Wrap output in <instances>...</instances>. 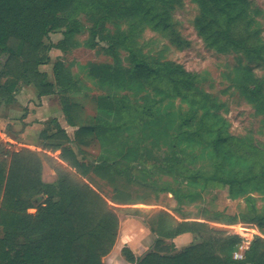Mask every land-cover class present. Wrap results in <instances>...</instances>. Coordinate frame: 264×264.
<instances>
[{"label":"trees","instance_id":"trees-1","mask_svg":"<svg viewBox=\"0 0 264 264\" xmlns=\"http://www.w3.org/2000/svg\"><path fill=\"white\" fill-rule=\"evenodd\" d=\"M192 1L199 8L195 28L205 44L218 53L234 52L246 60L245 77L238 88L264 118L262 84L254 79L251 66L264 61L259 9L249 0ZM169 2L0 0V55L7 54L0 69V79L7 78L0 82V95L10 92L18 78L32 82L38 96L54 94V84L38 70V65L47 59L44 53L48 46L43 40L49 33L62 30L64 37L56 47L64 50L82 28L90 33L86 42L90 46L99 43L115 61V66L91 64L89 76L114 89L135 87L137 91L134 101L115 94L100 99L108 113L99 116L94 124L79 126L73 136L58 124L51 134L47 129L42 132V148L60 150L59 159L41 153L56 175L54 182L42 181V163L35 151L22 148L10 153L9 163L6 158L0 161V264H107L102 258L119 234V217L115 207L85 178L89 173L108 182L117 176L127 177L130 166L122 162L130 160L179 175L184 155H189L195 145L202 146L199 156L209 158L212 169L186 172L188 182L227 185L232 198L241 195L245 202L241 213L213 212L204 219L225 225L249 223L262 236L254 235L244 258L238 260L232 253L241 240L239 236L213 229L204 221H179L169 212L159 211L150 225L156 235L153 250L138 256L125 245L126 260L132 264H264V211L257 209L250 195L254 191L264 197L261 151L227 134L226 121L218 114L221 104L197 86L196 73L137 52L132 37L122 28L123 23L130 31L142 23L155 30L166 28ZM82 17L91 25H84ZM107 23L114 25L113 32ZM119 49L128 52L129 67L120 64ZM53 73L58 88H75L72 72L61 61L54 64ZM62 102L67 121L74 125L69 99ZM133 130L140 139L149 140L145 153L130 150L114 157L100 155L98 160L87 162L79 159L70 145L93 135L101 143L110 140V146H115L121 135L128 132L129 136ZM163 146H168L169 152L155 163L152 152ZM146 156H151L152 162L145 161ZM110 201L129 204V198H123L116 188ZM185 232L192 233L199 242L168 253V247L175 248L171 239ZM163 240H170L168 247Z\"/></svg>","mask_w":264,"mask_h":264},{"label":"rangeland","instance_id":"rangeland-1","mask_svg":"<svg viewBox=\"0 0 264 264\" xmlns=\"http://www.w3.org/2000/svg\"><path fill=\"white\" fill-rule=\"evenodd\" d=\"M249 1L260 11L257 20L260 35L264 40V0ZM198 15L199 8L192 0H170L166 28L155 30L143 23L132 31L129 30L127 23H123L122 28L132 37L134 49L137 52L156 61H170L182 66L188 72L196 73L198 75L197 86L203 92L209 93L216 103L221 104L218 114L221 119L226 121L227 134L232 135L238 143L239 140H245L256 146L261 151L259 159L264 163V118L255 112L238 88V84L245 77L246 60L238 53L222 54L209 48L195 28ZM81 22L86 26L91 25L85 17L81 18ZM106 26L112 32L115 30L112 23H107ZM89 36L88 29L78 30L73 35V42L67 43L65 45L67 49L62 50L56 47L64 37L62 30L49 33L48 37L43 40L44 45L48 46L44 53L47 59L38 65V70L44 72L48 81H51L56 88L54 94L64 126L69 122L66 113L62 110L64 104L62 100L69 99L70 116L74 121V125H71L72 129L68 128L70 136H73L79 126L94 124L98 121L99 116L103 117L108 113V109L101 106L104 104L100 102V99L107 98L112 94L131 101L137 98L135 87L114 89L109 83L103 85L89 76L91 64L114 65L115 63L112 55L108 54L99 43L90 46L86 42ZM118 54L120 64L129 67L128 52L119 49ZM6 56V53L1 54L0 60L3 61ZM57 61H61L72 72L75 88L70 91L58 88L55 84L53 66ZM251 66L253 77L261 82L264 93V61ZM17 80L22 82L23 88H26V84H30V89L37 94V89L32 82H26L21 78ZM24 96L26 97V92ZM177 103L178 101H176ZM9 125L10 133L14 134L16 130L11 124ZM127 133L121 135L119 142H114L116 147L110 146V140L108 143H101L93 135L85 136L81 142L72 143L71 147L79 159L87 162L98 160L100 155L114 157L130 150L142 154L149 149V140L140 139V136L135 134V130L131 131L129 136H126ZM0 139L1 143L6 141L5 136L0 135ZM15 148L18 146H12V149ZM191 149L192 153L184 155L185 162L182 164L179 175L170 174L156 167L150 168L148 165L134 162V160L123 161V164L127 163L130 166L128 176H117L112 182L100 179L93 173L88 174L85 180L110 205L115 207V212L119 217V234L112 249L103 256V259L110 264H132L126 260V252L123 249L125 245L138 256H143L153 250L156 235L151 232L150 225L153 217L159 211H167L179 221H204L213 229L225 230L228 234H232L235 229L233 226L237 224L252 227V224L245 222L218 226L204 219L205 216H210L213 212H225L228 215L241 213V210L245 208V202L241 195L232 198L227 185L205 186L203 180L190 184L185 177L186 172H207L212 169L210 168V159H202L199 156L201 145H195ZM168 152V146H163L161 150L155 149V152H152L154 160L151 156H146L144 160L149 162L153 160L158 163L160 157L166 156ZM193 156L197 159L192 158ZM40 160L42 166L46 168L48 166L44 178L55 179L50 164L41 154ZM114 188L122 192L123 198H129V204L121 205L110 201L114 194ZM169 191L174 192L170 193ZM250 195L254 197L257 209L264 211V197L254 191L250 192ZM132 207H136V209L133 208L135 211L132 210ZM251 232L253 236L256 235L255 231ZM2 233L0 228V236ZM185 233H188L189 236L179 241L177 248L170 249L168 247L170 240H163L165 247L169 248L166 249L168 253L174 254L199 242V239L195 238L192 233Z\"/></svg>","mask_w":264,"mask_h":264},{"label":"crops","instance_id":"crops-1","mask_svg":"<svg viewBox=\"0 0 264 264\" xmlns=\"http://www.w3.org/2000/svg\"><path fill=\"white\" fill-rule=\"evenodd\" d=\"M6 58L3 61L0 60V69L5 63ZM6 80V77H2L0 82L4 83ZM21 84V81H17L10 92H6V95H0V135L3 137L5 136L6 140L3 141L4 143H1L0 139V161L6 158L8 159L9 163L10 153L17 152L22 148L38 152L39 156L41 153H45L54 157L55 159H59L58 154L60 150L51 152L46 148H42L41 144L45 143L44 139L42 138V132L47 129V134H51L56 130L54 126H57L58 124L69 135L68 128L72 129V126L68 123L66 126L63 125L55 94L38 96V94L34 93V91L30 89V84H26V88H23ZM25 92L26 97L24 96ZM9 124H11L16 130L14 134L10 133ZM49 129L52 130L49 131ZM14 145H17L18 148L12 149V146ZM70 145L72 146L71 143ZM42 168V181L48 183L54 182L56 180V175L55 179H45L44 177L46 171H48L46 170L48 166L47 168L42 166ZM51 172L55 174L53 170H51ZM213 224L218 226L225 225L216 222H213ZM255 231L258 233L257 235H261L257 228ZM188 236V233H183L171 239L174 247L177 248L178 242L184 238H187ZM102 260L105 263L110 264L105 259L102 258Z\"/></svg>","mask_w":264,"mask_h":264},{"label":"built area","instance_id":"built-area-1","mask_svg":"<svg viewBox=\"0 0 264 264\" xmlns=\"http://www.w3.org/2000/svg\"><path fill=\"white\" fill-rule=\"evenodd\" d=\"M233 227L235 229L232 231V234L239 236L241 240L236 246V249L233 251L232 257L234 259L239 260L244 258L245 251L248 250L251 241L253 239V235L251 231H255L256 226L252 225V227H248L245 226L244 224H237L236 226ZM237 228H239L240 230H238ZM257 234L258 233L256 232V235Z\"/></svg>","mask_w":264,"mask_h":264}]
</instances>
